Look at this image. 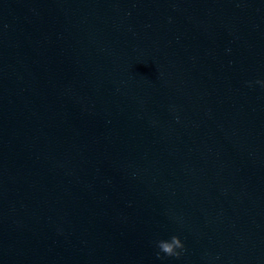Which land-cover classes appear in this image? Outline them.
Returning <instances> with one entry per match:
<instances>
[{
    "label": "water",
    "instance_id": "1",
    "mask_svg": "<svg viewBox=\"0 0 264 264\" xmlns=\"http://www.w3.org/2000/svg\"><path fill=\"white\" fill-rule=\"evenodd\" d=\"M258 80L264 0H0V264H264Z\"/></svg>",
    "mask_w": 264,
    "mask_h": 264
},
{
    "label": "clouds",
    "instance_id": "2",
    "mask_svg": "<svg viewBox=\"0 0 264 264\" xmlns=\"http://www.w3.org/2000/svg\"><path fill=\"white\" fill-rule=\"evenodd\" d=\"M256 83H259L262 86H264V80H258V81H256ZM156 243H157V247L160 249V252H163L164 254H166L168 256L179 257L181 253H180V251H177V250L184 248L183 242L181 241L179 236H176V235H173L168 240L161 239V240L157 241ZM159 255H160V253L158 252L157 256H159Z\"/></svg>",
    "mask_w": 264,
    "mask_h": 264
}]
</instances>
